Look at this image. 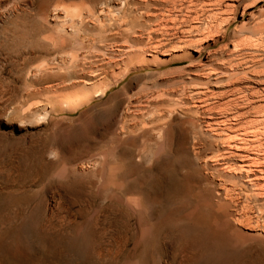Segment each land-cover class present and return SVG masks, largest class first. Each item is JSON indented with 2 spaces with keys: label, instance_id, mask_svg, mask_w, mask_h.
I'll list each match as a JSON object with an SVG mask.
<instances>
[{
  "label": "rangeland",
  "instance_id": "1",
  "mask_svg": "<svg viewBox=\"0 0 264 264\" xmlns=\"http://www.w3.org/2000/svg\"><path fill=\"white\" fill-rule=\"evenodd\" d=\"M0 264H264V0H0Z\"/></svg>",
  "mask_w": 264,
  "mask_h": 264
},
{
  "label": "bare ground",
  "instance_id": "2",
  "mask_svg": "<svg viewBox=\"0 0 264 264\" xmlns=\"http://www.w3.org/2000/svg\"><path fill=\"white\" fill-rule=\"evenodd\" d=\"M128 1H129V0H128ZM169 1H170V0H169ZM171 1H172V0H171ZM210 1H212V0H210ZM213 1H214V0H213ZM216 1H217V0H216ZM218 1H219V0H218ZM128 3H129V2H128ZM164 3H165V2H164ZM167 3H168V2H167ZM170 3H171V2H170ZM136 4H137V3H136ZM150 4H151V3H150ZM192 4H193V3H192ZM203 5H204V4H203ZM137 7H138V6H137ZM126 9H127V8H126ZM170 9H171V8H170ZM172 9H173V8H172ZM172 9H171V10H172ZM187 9H188V7H187ZM187 9H186V10H187ZM112 10H113V9H112ZM124 11H126V10H124ZM172 11H173V10H172ZM178 11H179V9H178ZM127 12H128V11H127ZM147 12H148V11H147ZM165 12H166V11H165ZM126 14H127V13H126ZM128 14H129V13H128ZM152 14H153V13H152ZM164 14H165V13H164ZM154 15H155V14H154ZM149 18H150V17H149ZM157 18H158V17H157ZM176 19H177V18H176ZM188 19H189V18H188ZM210 19H211V18H210ZM162 20H163V19H162ZM172 20H173V19H172ZM181 20H182V19H181ZM160 21H161V20H160ZM125 22H126V21H125ZM188 22H189V21H188ZM130 23H131V22H130ZM160 24H161V23H160ZM163 24H164V23H163ZM182 24H183V23H182ZM186 24H187V23H186ZM170 26H171V25H170ZM174 26H175V25H173V27H174ZM185 27H186V26H185ZM191 27H192V26H191ZM196 27H197V26H196ZM158 28H159V27H158ZM164 28H165V27H164ZM167 28H169V27H167ZM167 28H166V29H167ZM193 28H194V27H192L191 29L193 30ZM197 28H198V27H197ZM191 29H190V30H191ZM198 29H199V28H198ZM205 29H206V28H205ZM190 30H188V31H190ZM192 30H191V31H192ZM203 30H204V29H203ZM203 30H202V31H203ZM182 31H183V30H182ZM199 31H200V30H199ZM199 31H198V32H199ZM210 31H211V30H210ZM186 32H187V31H186ZM203 32H204V31H203ZM206 33H207V32H206ZM198 34H199V33H198ZM189 39H190V38H189ZM197 40H198V39H197ZM186 42H187V41H186ZM191 43H192V42H191ZM192 44H193V43H192ZM101 94H102V93H101ZM71 101H72V100H71ZM245 133H246V132H245ZM255 133H256V132H255ZM252 135H253V134H252ZM238 139H239V138H238ZM250 157H251V156H250ZM254 165H255V164H254ZM247 171H248V170H247ZM208 206H209V205H208ZM218 212H219V211H218ZM233 218H234V217H233Z\"/></svg>",
  "mask_w": 264,
  "mask_h": 264
},
{
  "label": "snow or ice",
  "instance_id": "3",
  "mask_svg": "<svg viewBox=\"0 0 264 264\" xmlns=\"http://www.w3.org/2000/svg\"><path fill=\"white\" fill-rule=\"evenodd\" d=\"M54 155V154H53Z\"/></svg>",
  "mask_w": 264,
  "mask_h": 264
}]
</instances>
